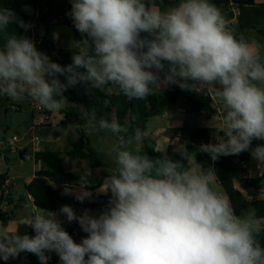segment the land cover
Wrapping results in <instances>:
<instances>
[{
  "label": "clouds",
  "instance_id": "obj_1",
  "mask_svg": "<svg viewBox=\"0 0 264 264\" xmlns=\"http://www.w3.org/2000/svg\"><path fill=\"white\" fill-rule=\"evenodd\" d=\"M71 18L80 33L72 62H54L36 42L10 32H25L31 22L0 4V97L28 98L42 109L64 108L69 88L82 86L89 95L122 94L129 101L144 100L161 85L213 93L223 121L214 141L200 151L212 161L250 152L264 166V52L255 40L236 34L229 20L211 0H178L161 7L156 0H70ZM25 11L30 9L25 6ZM58 39L57 34H53ZM63 77V80L61 79ZM111 101L105 99L107 108ZM89 132L128 134L113 114L93 107L87 114ZM151 129L136 127L126 142L113 146L112 169L98 193L110 198L99 215L84 209L77 215L70 205L58 211H34L17 222L15 231L0 223V260L21 253L40 264L55 252L62 264H264V217L254 209L237 214L230 199L215 191L212 168L189 167L195 155L185 144L151 158L133 151ZM80 179L66 184L62 195L81 203L93 193ZM77 222L86 236L77 243L63 227ZM34 235L20 234L19 226Z\"/></svg>",
  "mask_w": 264,
  "mask_h": 264
},
{
  "label": "trees",
  "instance_id": "obj_2",
  "mask_svg": "<svg viewBox=\"0 0 264 264\" xmlns=\"http://www.w3.org/2000/svg\"><path fill=\"white\" fill-rule=\"evenodd\" d=\"M51 0H0V4H5L15 10V12L25 21L31 22L32 28H36L41 24H44L50 19L49 15H45L42 11L44 6H49ZM161 7L172 6L178 2V0H156ZM218 8H221V12L229 20L236 17V34L242 29H254L258 34L264 37V0L257 2L256 0H211ZM27 6L30 11H25ZM236 10V15L233 12ZM71 10L70 0H64L63 9V23L68 25L74 32L77 39H81L80 33L75 29L72 20L66 17V14ZM38 13L37 18L33 19V16ZM10 32L16 31L17 35H25L24 30L20 29L16 25L9 28ZM2 43V41H0ZM38 50L47 54L54 62L66 66L72 62L70 55L62 48L57 47L51 40L42 39ZM62 78V77H61ZM76 90L69 88L64 95L68 99L67 105L61 110L62 119L59 122V126L78 125L79 138L72 144L71 149L65 152V155L71 158L86 160L90 163L92 168L101 167L104 169H112V164L106 163L98 152L93 150L90 146V141L87 138L83 128L81 127L87 122L86 114L93 108H97L98 114H105L109 118L111 115H115L119 123L122 126L129 128V133L126 135L132 136V132L136 127L146 129L147 120L150 117L160 116L163 113L162 106L159 101V97L154 94L144 100H132L129 101L122 94H114L111 97H106L99 91H92L89 95L85 89L77 85ZM180 96H184L186 104L194 112H200L204 107V103L196 100L194 95L190 91L181 90L178 86L173 85L171 89L165 91L164 97L168 104L174 105ZM109 99L110 105L105 108L103 101ZM9 98L6 97V102ZM8 109L6 108V113ZM44 113L49 115L51 112L44 110ZM211 129L204 127H190L183 125L180 128V135L188 140L186 145L187 149L194 153L196 164L202 166L204 169L212 168L218 177V183L221 188V193L227 196L237 214L242 210L254 209L258 216L264 217V199H256L249 201L238 189L234 186V180L240 166L249 161L251 158L250 152H243L238 156L220 157L217 161H212L207 153L201 152L200 145L210 143ZM264 143V141H253V147L256 144ZM141 154L146 153L151 158H155L160 155L159 151L155 149V142L146 138L143 141L141 147L137 150ZM168 154L173 159H180L178 153H175L171 147L167 149ZM35 162H42L43 168L36 171L33 178L28 183H24V189L26 193L32 198L33 205L38 210H51L55 211L59 204L70 205L75 208L77 205L85 207H91L86 200L81 203L74 201L71 198L62 197L60 193L54 189L49 183L48 179L59 176L63 181L78 182L81 177L66 172L60 163V153L55 150H43L35 151L33 153ZM188 166L191 167L190 162ZM262 173L255 179H252L254 183H259L264 180V166ZM108 173H104L95 189L101 185L103 179ZM6 180L5 178H3ZM4 183V181H3ZM9 194L3 195L1 191V200L9 201ZM100 198L108 202L110 195L100 196ZM1 212V210H0ZM65 230L73 237V239L79 243L82 237L86 236L80 229L78 223L71 226H65ZM28 235H34V231L28 227ZM261 244L264 245V234L260 236ZM46 255L50 256V259L54 263L62 264L56 253ZM20 256L27 258L30 264H39L38 257L31 253H21ZM8 262V261H7ZM7 262L0 260V264H7Z\"/></svg>",
  "mask_w": 264,
  "mask_h": 264
},
{
  "label": "crops",
  "instance_id": "obj_3",
  "mask_svg": "<svg viewBox=\"0 0 264 264\" xmlns=\"http://www.w3.org/2000/svg\"><path fill=\"white\" fill-rule=\"evenodd\" d=\"M256 1L260 2L261 0H256ZM57 2L59 5L58 8H56L54 6V0H51L49 6H44L42 8V11L44 12V14L50 16L49 20H47L44 24H41L36 28H31L27 32L24 31V34L26 36L32 38L35 42L42 40L44 38L49 39L57 47L64 49L70 55V57H72V55L75 51L74 48H75V45H76L78 39L75 36L73 30L68 25L63 23L64 0H57ZM219 9L221 10V8H219ZM233 12L236 15L235 9H233ZM66 17L68 19H71L67 14H66ZM229 22H230L231 27L234 28L236 31V17L234 16V18L229 19ZM246 30L256 32V30H254V29H242V30L238 31V36ZM54 33L58 35V39H54V36H53ZM258 35H260V34H258ZM246 38L249 39L248 36ZM61 79L63 80V77ZM172 86L173 85H167V86L161 85V88H160L161 93L164 95L165 91L171 89ZM71 89L76 90V88H71ZM155 91H156V89H155ZM190 92L194 95L196 100H199L200 102L204 103V107L202 108V110L200 112L192 111V109L186 104V102H185V106L184 105L179 106V103L181 100L185 101L184 96H180L174 105H170L167 103L168 108H164L161 105L162 110H163L162 115L150 117L147 120L146 128L151 129L150 135L147 138H150L155 142L156 151L160 152V151H163L165 149H168L169 147L174 149L175 147H177L178 145H181V144L187 145L188 140L184 139L180 135V128L183 125H187L190 127L197 126V127H204V128L211 129L210 142H215L214 136H213V131L216 128H218L220 123L223 121L222 106H217L216 109L211 106L212 104L216 103V98H215L213 93L207 92L205 90H200V89H198L197 92H195V91H190ZM200 94H203L205 100L200 99V97H199ZM27 100L29 102H31L30 99L27 98ZM4 103H7L6 97H0V112H2L3 117L6 114V108L8 109V111L9 110H12V111H17V110L20 111L21 110V109H19V107L16 108L15 106H13L11 104L9 106H5ZM61 110L56 111V112H51L49 114L52 117L51 123L50 122L45 123V124L41 123L38 126H40L42 128V127L50 126L53 123L58 125L60 120L62 119ZM55 117H56V119H55ZM83 125L86 126V122ZM84 132H85V134H88L87 130ZM122 138L126 142L129 138H131V136L121 133V139ZM95 139H97V142H98L100 148H105V150H106L105 154H107L109 156L108 161L106 163L111 165L112 164L111 149H112L113 145H111L110 141L107 138H104V137L101 138L100 136L95 135ZM89 141H90L91 148L94 149L95 151H97L92 146V141L90 139H89ZM143 141L142 142H136L133 140V143L130 145V148L132 150L139 149L141 147V145L143 144ZM120 143H121V141H120ZM120 143H119V145H120ZM43 150H44V147H39L38 149H36V151H43ZM51 150L58 151L55 148H52ZM58 152L60 153V163H61L63 169L68 173H71V174H74L76 176L81 177L82 182L85 183L86 185H88L87 190L93 193V200L91 202L86 200V202L88 204H90L91 207H85L82 205H77L74 208L77 215L81 214L84 209L90 210V213L92 215H99L104 210L105 206L107 205V202L103 201L100 198V196L110 195V193L104 194L102 192L101 193L97 192V189L102 187V183L99 187H97L95 189H92V188L97 185L101 176L104 173L109 172L110 169H104L101 167L92 168L90 163L86 160L68 157L65 155L66 151H64V152L58 151ZM97 152L100 155L103 154L100 151H97ZM63 155H65L67 157L66 158L67 162L64 161ZM68 159H71V161ZM83 161H85V162H83ZM254 161L255 160H253L251 157L248 162H246L240 166V168L241 167L245 168L246 171H248L249 177L253 178V179L257 178L263 171V167L262 166L258 167L257 162L256 161L254 162ZM192 162H194V161H192ZM192 162H190L191 167H193ZM35 163L36 164L33 167V174L27 178L25 183L30 182V180L33 178L34 173L36 171L40 170L41 168H43L42 162L39 161V162H35ZM67 164H69V165H67ZM198 169L200 170V168H198ZM91 174L93 176V178L91 177L92 181L90 179ZM79 182L80 181H78V182L63 181L59 178V176L48 179V183L54 189H56L62 197L71 198L74 201H77L74 196L62 195L63 186L66 184H72L78 188ZM263 183H264V180L260 181L258 184L262 185ZM212 187L215 191L221 193V188H220L219 183L217 181L213 183ZM235 188L238 189L243 195H244V192L250 191V189H251L249 187L243 188V189H240L237 187H235ZM0 189H1V191H3L2 186H0ZM7 191H8L7 194L11 193L9 189H7ZM259 191H261V190H259ZM258 199H264V197L258 198ZM61 206H63V204H59L55 211H58ZM9 207L10 208L12 207L13 211L11 212V215H9V214L6 215L5 212H6V210L8 211ZM27 209H30V211L28 212V215L26 214L27 212H25ZM0 210H1V212H0V223H3L4 226H7V224H8L11 231L16 230L17 222L20 218L30 216L34 213V211H40L34 207L33 200L29 195H28V201H26L23 206L21 204L16 205L14 201H11V203L7 204V206L6 205L3 206ZM21 214H24V215H21ZM61 219L64 220L63 227L71 226V225L77 223L75 221L68 223L64 217H61ZM18 231L20 234H27L28 227L21 225L18 227ZM54 253L55 252H53L51 254H54ZM14 260L18 264L19 263L20 264H30L29 261L27 260V258H25L23 256H19V257L15 258ZM39 264H40V261H39ZM47 264H60V263L59 262L54 263L51 260H48Z\"/></svg>",
  "mask_w": 264,
  "mask_h": 264
},
{
  "label": "rangeland",
  "instance_id": "obj_4",
  "mask_svg": "<svg viewBox=\"0 0 264 264\" xmlns=\"http://www.w3.org/2000/svg\"><path fill=\"white\" fill-rule=\"evenodd\" d=\"M54 6L56 8L59 7L57 0H54ZM242 34L245 37L248 36L249 40L257 41L261 45V51L264 52V37L258 35L255 31L250 30H246L242 32ZM155 93L159 97L160 104L164 108H168L167 101L164 95L161 93V90L156 89ZM199 97L200 99L205 100L203 94H200ZM4 104L5 106H9L11 104L16 108L19 107L21 110H9L4 117L2 112H0V127L2 128V139L0 140V178L6 179H3L4 183L2 181L0 186H2V188L9 189L11 192L8 196L9 201L4 199L1 200L0 197V209L5 205L7 206V204L11 203V201H14L16 205L21 204L22 206L26 201H28V194L24 189V183L26 182L27 178L33 174V167L36 164L33 158V153L36 151V149L33 147L32 142L35 137L40 140V147H44V150H51L52 148H55L56 150L62 152L70 150L72 144L79 138L77 131L79 127L78 125H68L63 127L53 123L47 127L41 128L38 126L39 124L43 123L44 113L37 111L35 107L38 104L35 102H29L27 98L17 100L9 98L8 102ZM181 105L185 106V101L181 100L179 106ZM49 117V122L51 123L52 117L50 115ZM81 127L84 131H88L86 126L82 125ZM95 135L100 136L101 138H107L111 145L118 146L121 141V134H113L107 131H88V134H86L87 138L92 141V146L97 151L103 153L100 155V157L105 162H107L109 156L105 154V148L99 147L97 139H95ZM10 140H12L14 143L13 149H10L7 145V142ZM19 150H25L26 155L29 156V160L20 159L18 155ZM63 156L64 161H66L67 157L65 155ZM68 160L71 161V159ZM192 166L199 170V166L194 162H192ZM91 177L93 178L92 174L90 175V179L92 181ZM252 179L253 178H250L248 183V187L251 188L250 191L244 192V196L246 198L247 196H251L250 199H248L249 201L264 197V183L259 185L258 183H254ZM12 211V207H9L5 214L11 215ZM29 211L30 209L25 211L27 212V215ZM7 264L18 263L14 259H9Z\"/></svg>",
  "mask_w": 264,
  "mask_h": 264
},
{
  "label": "built area",
  "instance_id": "obj_5",
  "mask_svg": "<svg viewBox=\"0 0 264 264\" xmlns=\"http://www.w3.org/2000/svg\"><path fill=\"white\" fill-rule=\"evenodd\" d=\"M38 16V13H36L34 16H33V19L37 18ZM40 43V40L39 41H36V45H39ZM32 103H34L33 101H31ZM36 110L39 111V112H42L44 113V109H42L39 105H37L36 107ZM50 120V117L49 115L45 114L44 113V116H43V123H48ZM33 147L35 149L39 148L40 147V140L35 137L33 139ZM7 145L10 149H13V146H14V143L12 140L8 141L7 142ZM10 151H13V150H10ZM24 160H29V156L26 155V153L24 154ZM249 174H248V171H246L245 168H239L238 172H237V175L235 177V180H234V185L235 187L237 188H240V189H243V188H247L248 187V183H249ZM222 194V193H221ZM251 196H247V199H250Z\"/></svg>",
  "mask_w": 264,
  "mask_h": 264
},
{
  "label": "water",
  "instance_id": "obj_6",
  "mask_svg": "<svg viewBox=\"0 0 264 264\" xmlns=\"http://www.w3.org/2000/svg\"><path fill=\"white\" fill-rule=\"evenodd\" d=\"M2 139V128L0 127V140ZM26 153L25 150H19L18 155L19 158L23 160L24 158V154ZM3 178H0V184H2ZM7 189L3 188V195L6 196L7 195Z\"/></svg>",
  "mask_w": 264,
  "mask_h": 264
}]
</instances>
